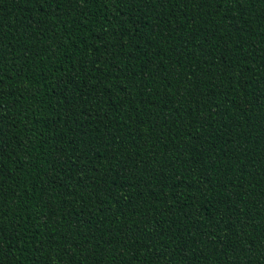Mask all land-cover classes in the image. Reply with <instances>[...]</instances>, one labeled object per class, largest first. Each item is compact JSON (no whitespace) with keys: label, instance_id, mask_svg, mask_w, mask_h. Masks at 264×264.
Returning <instances> with one entry per match:
<instances>
[{"label":"trees","instance_id":"1","mask_svg":"<svg viewBox=\"0 0 264 264\" xmlns=\"http://www.w3.org/2000/svg\"><path fill=\"white\" fill-rule=\"evenodd\" d=\"M0 264H264V0H0Z\"/></svg>","mask_w":264,"mask_h":264}]
</instances>
